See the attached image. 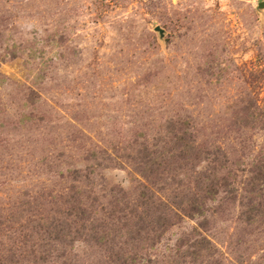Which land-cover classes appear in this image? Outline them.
Returning a JSON list of instances; mask_svg holds the SVG:
<instances>
[{"label": "rangeland", "instance_id": "1", "mask_svg": "<svg viewBox=\"0 0 264 264\" xmlns=\"http://www.w3.org/2000/svg\"><path fill=\"white\" fill-rule=\"evenodd\" d=\"M262 1L0 0V264H264Z\"/></svg>", "mask_w": 264, "mask_h": 264}, {"label": "water", "instance_id": "2", "mask_svg": "<svg viewBox=\"0 0 264 264\" xmlns=\"http://www.w3.org/2000/svg\"><path fill=\"white\" fill-rule=\"evenodd\" d=\"M258 8L259 10L264 8V1L259 3ZM155 30L160 34V36L164 35V30L160 26H157Z\"/></svg>", "mask_w": 264, "mask_h": 264}]
</instances>
